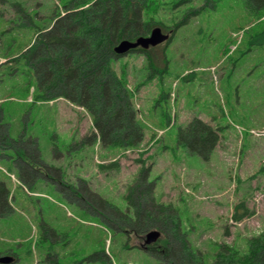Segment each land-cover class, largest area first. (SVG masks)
I'll list each match as a JSON object with an SVG mask.
<instances>
[{
  "label": "rangeland",
  "instance_id": "rangeland-1",
  "mask_svg": "<svg viewBox=\"0 0 264 264\" xmlns=\"http://www.w3.org/2000/svg\"><path fill=\"white\" fill-rule=\"evenodd\" d=\"M80 1L0 0L1 122L31 155L15 160L12 150L0 148V180L11 205L0 216V256L11 255V264H159L140 247L134 228L123 230V216L111 206L131 215V191L144 168L156 203L177 212L184 240L205 263L220 245L246 251L247 239L264 233V45L247 41L264 25V10L254 15L241 0L197 9L202 0H192L182 14L190 8L199 14L177 30L164 61V41L147 48L149 61L140 51L113 60L143 136L112 148L100 140L86 108L63 97L42 99L32 74L5 63L27 49L35 29ZM194 117L218 129L207 157L177 140L178 129ZM24 165L35 172L28 170L27 180L19 177ZM240 202L246 215L233 220ZM155 224L147 231L159 230ZM127 236L133 247L123 246ZM100 251L102 261L86 260Z\"/></svg>",
  "mask_w": 264,
  "mask_h": 264
},
{
  "label": "trees",
  "instance_id": "trees-1",
  "mask_svg": "<svg viewBox=\"0 0 264 264\" xmlns=\"http://www.w3.org/2000/svg\"><path fill=\"white\" fill-rule=\"evenodd\" d=\"M191 1L81 0L80 5L68 6L63 13L55 15L48 25L35 29L32 43L27 44V49L21 48L16 54L6 57L5 63L14 62L13 66L20 64L29 75L32 74L35 88L42 99L63 97L86 108L104 145L112 148L133 145L141 141L143 131L135 119L130 91L112 67V61L121 57L115 53L114 47L123 39L134 41L140 36L149 35L154 28H159L168 35L160 48L163 58L166 46L177 30L199 14L195 9L213 7L214 10L219 0H202L199 6L187 9L182 14L184 6ZM241 2L254 15L264 10V0ZM255 19L253 16V20ZM257 29L248 35L247 41L253 45H264V25ZM148 47L138 46L129 52H143L149 61L151 54ZM1 118L0 116V148L12 150L16 155L15 160L30 161L31 155L25 151L26 143L20 137L12 139ZM177 136L178 142L190 152L205 154L206 157L216 146L219 137L216 127H211L198 117L192 118L183 128L180 127ZM111 165L113 164L100 167ZM28 167L24 165L20 169L21 179L32 178L33 174L30 175V172L35 173ZM147 171L145 168L140 170L139 182L131 191L135 197L134 203L136 202L131 215L119 212L116 206L107 202L116 209V213L123 216L126 225L122 224L121 227L126 231L129 225L143 239L148 226L155 222V226L162 229L159 231L163 235L141 248L156 258L159 264H207L200 253L196 254L184 240L185 235L176 210L174 209L175 216L169 205L156 203L153 185L145 178ZM8 196V189L0 180V216L11 211ZM94 201L101 208L105 205L100 197ZM244 213L243 202H240L233 206L232 219L239 220L246 215ZM129 239L127 236L123 243L125 248L133 247L128 244ZM101 252L86 256V260L91 258L90 260L102 261L99 258ZM215 254L210 264H264V233L249 237L244 252L224 244L219 246Z\"/></svg>",
  "mask_w": 264,
  "mask_h": 264
},
{
  "label": "water",
  "instance_id": "water-1",
  "mask_svg": "<svg viewBox=\"0 0 264 264\" xmlns=\"http://www.w3.org/2000/svg\"><path fill=\"white\" fill-rule=\"evenodd\" d=\"M166 38V35L162 34L159 28H154L151 30L148 36H140L134 41L123 39L117 43L114 47V51L118 55H122L128 52L130 49L137 47L138 45L142 47H148L149 45H156L162 42ZM160 236L159 230L153 229L146 233L144 243L150 244L155 242ZM10 262V257L3 256L0 257V263L8 264Z\"/></svg>",
  "mask_w": 264,
  "mask_h": 264
},
{
  "label": "flooded vegetation",
  "instance_id": "flooded-vegetation-1",
  "mask_svg": "<svg viewBox=\"0 0 264 264\" xmlns=\"http://www.w3.org/2000/svg\"><path fill=\"white\" fill-rule=\"evenodd\" d=\"M3 255H5V254H3Z\"/></svg>",
  "mask_w": 264,
  "mask_h": 264
}]
</instances>
